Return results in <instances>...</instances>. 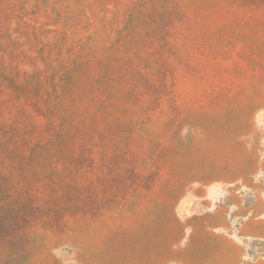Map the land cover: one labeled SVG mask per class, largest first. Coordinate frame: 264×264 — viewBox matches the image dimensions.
Segmentation results:
<instances>
[{
    "label": "rangeland",
    "instance_id": "374dc122",
    "mask_svg": "<svg viewBox=\"0 0 264 264\" xmlns=\"http://www.w3.org/2000/svg\"><path fill=\"white\" fill-rule=\"evenodd\" d=\"M159 239L264 264V0H0V264Z\"/></svg>",
    "mask_w": 264,
    "mask_h": 264
},
{
    "label": "crops",
    "instance_id": "0c3cea01",
    "mask_svg": "<svg viewBox=\"0 0 264 264\" xmlns=\"http://www.w3.org/2000/svg\"><path fill=\"white\" fill-rule=\"evenodd\" d=\"M204 193L203 189L198 191V195ZM201 231V235L205 238H213L217 242L227 241L228 239L219 232L213 230H224L228 227V222L225 218V209L219 208L215 212H203L201 215L196 216L195 221ZM175 236H179L175 235ZM158 248H154V240H139L131 248L122 249L121 245L116 244L114 259L110 264H168L170 259L176 260V262L182 263V258L175 256V258H168L167 252L170 253L171 248L177 245L178 240L170 245L167 243V239H159ZM139 242H144V245ZM120 243V241H119ZM146 249V253H143V249ZM178 250V248H175ZM124 250V251H123ZM176 250V251H177Z\"/></svg>",
    "mask_w": 264,
    "mask_h": 264
}]
</instances>
